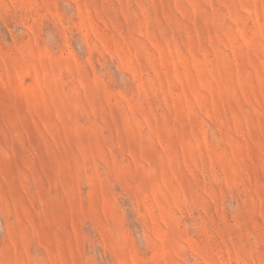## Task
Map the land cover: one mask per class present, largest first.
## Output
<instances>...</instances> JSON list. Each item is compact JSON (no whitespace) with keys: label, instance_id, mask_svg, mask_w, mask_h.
Instances as JSON below:
<instances>
[{"label":"rangeland","instance_id":"rangeland-1","mask_svg":"<svg viewBox=\"0 0 264 264\" xmlns=\"http://www.w3.org/2000/svg\"><path fill=\"white\" fill-rule=\"evenodd\" d=\"M0 264H264V0H0Z\"/></svg>","mask_w":264,"mask_h":264}]
</instances>
